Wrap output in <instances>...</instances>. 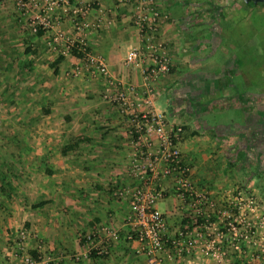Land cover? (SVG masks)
Listing matches in <instances>:
<instances>
[{
  "label": "crops",
  "instance_id": "0c3cea01",
  "mask_svg": "<svg viewBox=\"0 0 264 264\" xmlns=\"http://www.w3.org/2000/svg\"><path fill=\"white\" fill-rule=\"evenodd\" d=\"M80 2H94L86 19L104 24L87 33L89 51L101 55L110 73L124 84L139 91L149 85L153 109L169 123L184 125L179 148L181 158L191 167L195 189L208 192L224 206L243 189L242 184L264 197V174L259 172L264 166V84L254 86L256 80L251 78L243 87L234 77L247 68L259 70V66L245 65L238 59L236 46L258 32L264 44V24L258 18L259 30L252 29V35L248 30L235 32L236 26L226 28L228 21L247 22L252 15H261L264 20V12L256 9L259 4L156 0L159 10L168 16L160 24L157 41L165 43L170 66L152 82L142 73L150 63L148 56L136 66L124 62L131 47L142 45L133 16L135 3L69 0L67 10L52 12L57 28L71 32L73 7ZM38 11L21 13L13 0L0 3L2 59L16 62L11 82L26 86L15 101V117L22 121L13 131L18 135L14 147L17 156L12 160L19 167L17 187H24L20 190L26 206L3 215L0 253L11 249L13 243L6 232L24 226L31 233L26 240L28 250L56 264H149L139 251L140 243L124 239L129 230L124 222L128 199L137 183L128 171L134 151L133 126L104 98L106 83L101 75L71 73L81 60L76 53L59 55L48 45L53 31L29 32L30 20ZM260 47L259 53L264 51V46ZM220 52L218 60L216 53ZM217 105L234 109L241 121L209 122L206 115ZM165 107L167 114L160 109ZM256 128L262 129L254 131ZM242 165L250 169L246 176L239 172ZM159 185L165 196L158 199L157 207L167 221L166 235L173 237L191 207L175 195L170 179L160 180ZM101 225L120 234L110 243L107 255H90L77 262L65 256L84 250L88 243L85 234L91 233L97 241ZM162 256V264H236L240 259L234 254L216 263L196 253L171 251L170 247ZM10 262L19 263L13 257Z\"/></svg>",
  "mask_w": 264,
  "mask_h": 264
},
{
  "label": "built area",
  "instance_id": "2783aa9c",
  "mask_svg": "<svg viewBox=\"0 0 264 264\" xmlns=\"http://www.w3.org/2000/svg\"><path fill=\"white\" fill-rule=\"evenodd\" d=\"M3 1L0 0V3ZM13 1L21 13L39 10L30 20L29 32L36 35L40 31H53L48 45L59 55L76 53L81 60V65L75 66L71 73L80 75L86 71L101 75L106 83L104 98L115 104L120 114L133 126L130 133L134 139V151L129 158L128 171L137 183L128 199L129 213L124 222L129 230L124 239L137 240L141 245L139 251L146 255L149 264H162V251L167 247L180 254L196 253L220 263L230 255H241L244 247L252 244L254 258L264 259V239H255L254 235L258 229H264V215L256 214L254 195L239 189L224 206L208 192L195 189L191 181V167L181 158L179 148L184 125L169 123L164 115L153 109L149 85L139 91L133 85L124 84L110 73L101 55L93 54L87 48V33L104 25L100 20L92 23L86 19L94 2L74 5L73 29L67 33L56 27L52 12L55 9L67 10L69 0ZM117 2L135 3L133 16L142 38V45L131 47L124 62L136 66L143 63L145 55L148 56L150 63L142 68V73L146 81L153 82L170 66L165 43L157 41L160 24L168 16L159 10L156 0ZM162 179H170L175 195L184 205L191 207L173 237L166 235L167 221L157 207L158 199L165 196L164 189L159 185ZM99 231L97 241L91 233L85 234L83 238L88 243L84 250L65 256L75 261L93 253L107 255L110 243L118 240L120 234L108 225H101ZM30 235L25 228L16 232L11 249L0 253L2 264H12V257L18 259V264H51L38 252H30L24 247V240Z\"/></svg>",
  "mask_w": 264,
  "mask_h": 264
},
{
  "label": "rangeland",
  "instance_id": "374dc122",
  "mask_svg": "<svg viewBox=\"0 0 264 264\" xmlns=\"http://www.w3.org/2000/svg\"><path fill=\"white\" fill-rule=\"evenodd\" d=\"M256 9H259L258 12H260V14L264 12V6L260 4L257 5ZM257 19L261 20V22L264 24V20L261 18V15H259V17L256 16V18L254 17V15H252V17L247 18V22H234L230 20L226 23V28L228 30H232V27L236 26L237 28H235V32H237V29L241 32L248 30L250 31L249 33L252 35V29L254 31H258L260 27V24ZM260 40L261 37L258 32L257 36L254 33L251 39L247 40L245 38V40L243 39V44H238L236 46V54L238 59H240L245 65L246 63H251L253 66H259V70L257 72H255L254 70L250 71L247 68V70H242L240 74L234 76L237 78V80L243 82V87L247 85L245 80L251 78L256 80L254 82V86L258 84L262 86L264 84V53H262L264 51L262 50L259 53L257 50L263 49V47L261 48L260 46H264V44L261 43L262 40ZM226 42L227 40L224 39L223 44H225V47H227ZM221 54V52L216 53V57L218 60L221 57ZM3 55L4 54L0 52V222L4 218L3 215L12 214V211H14L13 208L16 209L17 207H20V209H22L26 206L24 196L20 190L24 189V187L23 185L20 186V189L17 187L19 186L17 182V174H19L17 173V171L19 167H17L15 163H12L13 158L17 156V148L14 149V147H16L15 142L18 135L14 134L15 132L13 131L17 129L18 124L22 121L21 119H18V117H15V111L17 109L15 101L18 97L24 94L23 91L26 86H19L17 84L15 85L13 82H11L12 75L13 73H15L17 65L15 61L14 63H11V61L3 60ZM160 109L164 110L166 114L168 113V108L165 107ZM206 118L211 123L217 121L228 123L232 122L231 120L237 119L239 120L238 122L241 121V118L236 115V111L234 109L226 107L221 108L218 107V105L217 107L212 106L211 112L209 115H206ZM255 151H258V149H256ZM258 153L261 154L262 152H260L259 150ZM260 168V174H264V166H260ZM249 171L250 169L246 165H242L239 170V172L244 176L248 175ZM240 188H243V190H247L248 192L251 191L250 193H252L255 197V206L257 208L256 214L264 215V197L257 196L256 194H254L252 190H249L246 184H242ZM21 227L24 228V226ZM19 229H11V231L8 230L6 232L7 235H11V237H9L10 240H14L15 234L17 231H19ZM254 235L255 239H264V229H258L256 234ZM24 241V247L28 250V245L26 243L27 241ZM253 251L254 247L252 244H248L246 247H244V252L240 255V259L237 260L238 262H236V264H264V259L256 260L254 258ZM71 252H67L65 253V255L70 254ZM77 261H80V259L75 260L74 262ZM50 263L56 264L52 260L50 261Z\"/></svg>",
  "mask_w": 264,
  "mask_h": 264
},
{
  "label": "water",
  "instance_id": "95a60500",
  "mask_svg": "<svg viewBox=\"0 0 264 264\" xmlns=\"http://www.w3.org/2000/svg\"><path fill=\"white\" fill-rule=\"evenodd\" d=\"M245 3H248V2H253V4H263L264 5V0H243Z\"/></svg>",
  "mask_w": 264,
  "mask_h": 264
},
{
  "label": "trees",
  "instance_id": "16d2710c",
  "mask_svg": "<svg viewBox=\"0 0 264 264\" xmlns=\"http://www.w3.org/2000/svg\"><path fill=\"white\" fill-rule=\"evenodd\" d=\"M247 4H249V5H253V2H248ZM260 5H262V6H264L263 4H261V3H259ZM262 128H256L254 131H256V130H261ZM263 131H264V128L262 129ZM92 255H94V256H97V255H95V253L94 254H92Z\"/></svg>",
  "mask_w": 264,
  "mask_h": 264
}]
</instances>
